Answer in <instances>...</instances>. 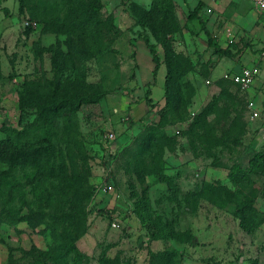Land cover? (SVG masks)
<instances>
[{
	"label": "rangeland",
	"instance_id": "1",
	"mask_svg": "<svg viewBox=\"0 0 264 264\" xmlns=\"http://www.w3.org/2000/svg\"><path fill=\"white\" fill-rule=\"evenodd\" d=\"M70 1L58 4L59 25L55 10L44 19L20 0L0 3V139L49 129L56 147L36 151L46 176L13 169L26 199L0 202V264H264L263 13L249 1ZM198 1L230 54L189 18ZM144 36L161 59L155 78ZM252 64L248 90L224 78ZM61 100L42 127L41 108ZM36 184L58 186L67 214L84 205L75 245H61L62 211L55 223L19 218L37 211Z\"/></svg>",
	"mask_w": 264,
	"mask_h": 264
},
{
	"label": "trees",
	"instance_id": "2",
	"mask_svg": "<svg viewBox=\"0 0 264 264\" xmlns=\"http://www.w3.org/2000/svg\"><path fill=\"white\" fill-rule=\"evenodd\" d=\"M1 1L2 0H0V3ZM20 2L23 6H26L33 14H36L37 11H40L44 19L48 17L49 12L47 11L55 10V13L53 14L55 19H53V22L51 23L55 24L58 21L57 24L59 25L60 16L58 12L60 10L59 9L60 7L58 6V4H63L64 6L67 4L70 5L71 1L70 0H58L56 3L52 0L51 1L20 0ZM202 7H203V2L198 1L197 5L193 9L189 10L190 11L189 18L199 21L201 28L204 30L205 34L207 35V38H208L207 42L210 46L214 48L213 50L215 53L219 55L230 54L231 51L228 49V47H222L217 41H215L214 37L210 33L206 25L205 19L202 17V15L199 12V10H201ZM45 22H48V21H45ZM144 40L146 42V45L149 51L152 53V59L154 61L153 74L155 78V74L159 68L161 59H160L158 52L156 51L155 45L150 42L148 36H144ZM50 47L53 48L52 46H49L48 48ZM57 55L58 53H56L55 55L56 61H58ZM147 92H149L148 89H147ZM86 98L88 99V97H85V98L80 97L78 99L72 98L69 104L73 108H77L82 104V102H84V99ZM62 100L54 104L50 102L49 103L50 105H44L41 108L42 127L46 126L47 128L51 129L52 123L49 120H47L46 114L50 110H53L54 112H59L60 109L63 107V106L60 107L61 104H59L62 102ZM94 100L95 99H92V101ZM52 104L53 106H51ZM24 130L25 131L29 130V127H26ZM17 132H23V130L17 131ZM47 132L48 133L46 137H41L39 135L34 134L33 135L34 138L26 139L23 142L20 141L21 137H17V142H16L15 138L11 134H10V137L4 140L0 139V202L1 203L3 202V199H6V204H7L8 199L13 196H20L22 198V202H24L26 199V192L22 188L21 182L19 180L18 175L16 174V171H13V169L17 168L18 166L19 167L32 166L35 170L37 169L39 171V175H38L39 177H42L44 175L46 176L47 171H44L45 169L41 168L40 163H39V157H37L36 151L42 152L45 146H51L53 149H56L55 144H53V141H52L53 137L51 136L50 130L48 129ZM70 138L71 137L66 139L68 140L67 142L69 143L74 141ZM60 140L62 139L60 138ZM6 167L8 168L6 169ZM48 171L53 172V173L56 172V170L53 169V167L49 169ZM67 180L69 179L68 178L64 179L61 182L65 181L64 186L67 188L65 192H68L69 194V190H71L72 187L68 186ZM35 188H36L35 194L38 196L36 198H38V201H39V202L36 201L38 202V206H37L38 209H36L37 211L36 212L30 211L22 215L18 214L20 216L19 218L21 220H28L30 223H32L36 219L44 220L45 218H48L51 223L57 222V218L60 214L59 212L62 211L61 213L63 212L65 213V211L61 209V208H64L63 204H65V202L63 203L61 201V204L59 203L60 198L58 196V193L60 190L58 186H53L54 191L52 192H50V190H47V189L42 190V187H40L39 184H36ZM86 196H87V192L81 189L80 196L78 197L81 207L83 205V201ZM3 206L4 208H6L5 204ZM83 208H84V205H83ZM238 208H239L238 211L241 217L242 226L248 229V224L246 223L245 217H244V214L248 213V207H244V205H242ZM68 209H70L72 213L70 214L65 213V216H67V220H68V217H69V220L67 221V224H68L67 228L62 233L63 234L62 240L64 241V244H61V245H75V240L78 239L84 233V230H85V227L82 228L81 226V223L84 222L85 220V210L84 209L82 210L80 207L76 208L75 205H69ZM58 245L60 244L58 243Z\"/></svg>",
	"mask_w": 264,
	"mask_h": 264
},
{
	"label": "built area",
	"instance_id": "3",
	"mask_svg": "<svg viewBox=\"0 0 264 264\" xmlns=\"http://www.w3.org/2000/svg\"><path fill=\"white\" fill-rule=\"evenodd\" d=\"M239 1V0H238ZM255 4L258 9L264 11V0H250ZM27 23H30V21L27 20ZM259 66L257 64L248 65V66H242L238 71L234 72H226L224 73V78L230 79L233 81L236 85L240 87L243 91L248 90L253 84L254 81L259 74ZM207 83H210V79L206 80ZM248 107L251 110V115L253 118H257L260 116L259 110L256 108V103L254 100H249ZM109 189L110 191L113 190V185L109 183L105 187V189Z\"/></svg>",
	"mask_w": 264,
	"mask_h": 264
},
{
	"label": "crops",
	"instance_id": "4",
	"mask_svg": "<svg viewBox=\"0 0 264 264\" xmlns=\"http://www.w3.org/2000/svg\"><path fill=\"white\" fill-rule=\"evenodd\" d=\"M229 1H235V2H239V1H249V2H251V3H253L252 1H250V0H229ZM253 5H255V4H253ZM256 6V5H255ZM257 7V6H256ZM257 9H258V7H257ZM259 11H261L262 13H263V15H264V11L263 10H260V9H258ZM253 65V64H252ZM241 68V67H240ZM239 68V69H240ZM239 69H234V70H230V71H227V72H234V71H238ZM226 73V72H225ZM260 75V72H259V74L257 75V77H256V79H255V81H254V84L257 82V80H258V76ZM256 108H257V106H256Z\"/></svg>",
	"mask_w": 264,
	"mask_h": 264
}]
</instances>
